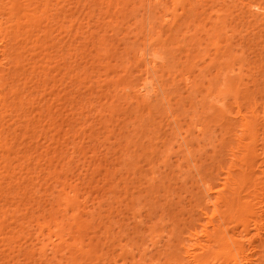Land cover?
Returning <instances> with one entry per match:
<instances>
[{
    "label": "rangeland",
    "instance_id": "374dc122",
    "mask_svg": "<svg viewBox=\"0 0 264 264\" xmlns=\"http://www.w3.org/2000/svg\"><path fill=\"white\" fill-rule=\"evenodd\" d=\"M169 1L0 0V264H264V3Z\"/></svg>",
    "mask_w": 264,
    "mask_h": 264
},
{
    "label": "bare ground",
    "instance_id": "6f19581e",
    "mask_svg": "<svg viewBox=\"0 0 264 264\" xmlns=\"http://www.w3.org/2000/svg\"><path fill=\"white\" fill-rule=\"evenodd\" d=\"M154 1H157V0H154ZM231 1H239V2H241V3H243L245 0H231ZM250 1V0H249ZM158 2H160V1H158ZM169 3H170V5H169V7L166 9V15H164V16H166V17H163V19H164V21L166 22V23H168V24H170V26H171V28L173 29V28H175L177 25H179L180 23L179 22H181V20H183L182 19V17L184 18V16H185V8H184V6H185V2H184V0H170L169 1ZM258 3H259V5H262V3H264V0H260V1H258ZM158 4V3H157ZM179 10H181L180 12H179ZM2 22H0V31H2V30H5V29H2L3 27H1V24ZM163 24H165L164 22H162ZM18 24V23H17ZM3 26V25H2ZM8 28V29H7ZM6 29V31H10L9 30V27H7ZM22 28V27H21ZM18 29V28H17ZM15 30V29H14ZM23 30V29H22ZM19 31V30H18ZM159 32V31H158ZM2 33H3V31H2ZM0 34H1V32H0ZM4 36H2V38L3 37H6V36H8V33L6 32V33H4L3 34ZM6 35V36H5ZM10 35V34H9ZM1 35H0V46L2 45V43L4 44L5 43V41H4V38H3V41H1ZM149 43H151V46L153 45L152 43H155V41H152V40H150L149 41ZM148 45H150V44H148ZM3 46V45H2ZM3 47H5V46H3ZM9 47V46H8ZM149 47V46H148ZM12 49V48H11ZM13 50V49H12ZM3 52L4 51H6V53H7V51H9V49H7V47H6V49L4 48L3 50H2ZM142 51H144V50H142ZM150 52V51H149ZM155 52V51H154ZM5 52H4V54H6ZM19 53V52H18ZM145 52H143V54H144ZM142 54V53H141ZM138 55V54H137ZM149 56H151L150 54H149ZM154 56H156L155 54H154ZM143 59H141L140 61H142V60H145V58H146V56L145 57H143V56H141ZM148 57V56H147ZM157 57V56H156ZM156 57H150L149 59H148V61H149V63H150V65L152 66H154V64L156 63ZM6 58H7V56H6ZM137 61H139L138 59H137ZM139 61V62H140ZM7 62V61H6ZM142 63V62H141ZM139 64V63H138ZM0 65H2V64H0ZM143 65H145V62H144V64ZM149 65V64H148ZM152 66V67H153ZM148 68V67H147ZM155 68V67H154ZM153 68V69H154ZM148 69H150V68H148ZM149 71V70H148ZM147 74H148V72H147ZM146 78V77H145ZM143 79V78H142ZM149 81V80H148ZM151 81V80H150ZM141 82V81H140ZM138 84V83H137ZM128 85V84H127ZM126 85V86H127ZM139 89L141 90H143L144 91V89H147V82L144 80V81H142V83H139ZM154 85V84H153ZM153 85H152V87H153ZM125 86V87H126ZM129 86V85H128ZM131 86V85H130ZM150 86V85H149ZM149 86H148V88H149ZM133 87H135L134 85H133ZM131 88H132V86H131ZM155 89H157L156 87H154ZM154 88H152V89H150V91L151 90H153ZM131 90V89H130ZM139 90V91H140ZM138 91V90H137ZM150 91L148 90V91H146V92H149L150 93ZM154 91V90H153ZM156 91V90H155ZM152 92V91H151ZM140 93V92H139ZM148 93V94H149ZM141 94H142V92H141ZM245 124H248V122H246ZM226 179H228V178H226ZM226 182H227V180H226ZM201 186H202V197L204 198L202 201H203V203H202V205H201V208H200V210L203 212V213H207L205 210H207V207L209 206V205H212V206H214V208H213V210L211 211V213L208 215L209 217H208V219H210L206 224H207V226L210 224V223H212L211 225H212V227L211 228H214L213 229V231H206L207 232V234H205V237L206 236H208V237H210L211 239H210V241H213L212 243H214V241L215 240H218V237L221 239V241H223V242H220V241H218L219 243H223L222 245L223 246H226V247H229V240L231 239V240H233L232 242L234 243V241H236L237 240V242L239 243V241H240V239H237L236 237V240H234L233 239V237H231L232 235H230V236H228V229H227V227H223V222H224V220H225V218H226V216H225V211H223V210H221V208H220V206L218 205V203L219 202H221V203H227L228 201H227V198H225V194H223V196L221 195V192L219 191V192H217V196H212L213 195V187H212V185L210 184V183H208L207 181H204V182H202V184H201ZM73 190V191H72ZM74 190H75V188L74 189H71V191H70V196H69V194L67 195V193H66V199H67V196H69L68 197V200H66V201H70V202H72V203H75V202H73V200L75 201V199H76V197H75V195H77V192H74ZM77 190V189H76ZM69 192V191H68ZM64 193V192H63ZM64 193V194H65ZM73 193H74V195H73ZM76 193V194H75ZM72 195H73V197H72ZM69 198H71V200H69ZM75 198V199H74ZM82 203V202H81ZM78 205V204H77ZM81 206H83V205H81ZM207 215V214H206ZM214 218V219H213ZM255 220H256V218H255ZM254 220V221H255ZM57 221V220H56ZM55 221V222H56ZM260 222V221H259ZM57 223L58 224H60V225H58V227H60L61 225H62V222L60 223V221L58 222L57 221ZM225 223V222H224ZM39 224H41L40 222H39ZM38 224V225H39ZM45 225H47L46 223H44ZM43 223H42V225H44ZM56 224H55V226H57ZM214 225V226H213ZM226 224H224V226H225ZM48 226V225H47ZM50 226V225H49ZM203 226H205V225H203ZM207 226H205L206 227V229H208L207 228ZM40 228H41V226H39ZM45 227V226H44ZM205 227H203L204 229H202L203 231H205ZM49 228V227H48ZM51 228V227H50ZM60 228H62V226L60 227ZM63 228H64V226H63ZM52 229V228H51ZM197 228H195V230H194V232H190V236H188L187 238L189 239V237H193V233H196V235L198 234V230H196ZM41 230H43V229H41ZM201 230V229H200ZM190 231V230H189ZM42 232V231H41ZM51 232H53V231H51ZM67 232V231H66ZM201 232V231H200ZM230 233V232H229ZM241 233V232H240ZM247 233V232H246ZM183 234V233H182ZM65 235H66V233H65ZM64 235V236H65ZM241 235V234H240ZM243 235V234H242ZM241 235V236H242ZM63 235L62 236H60V238L62 237V241H64L63 240V237H64ZM195 236V235H194ZM197 236H199V234L197 235ZM217 236V237H216ZM229 237H230V239H229ZM244 237V236H243ZM242 237V238H243ZM182 238V237H181ZM207 238V237H206ZM194 239H195V237H194ZM193 239V240H194ZM209 239V238H208ZM213 239V240H212ZM197 240V239H196ZM195 240V241H196ZM243 240V239H242ZM246 240V239H245ZM61 241V242H62ZM209 241V240H208ZM185 242V241H184ZM184 242H182V246H180V247H183V245L185 244ZM187 242V241H186ZM197 242V241H196ZM218 242L216 241V243L218 244ZM236 242V243H237ZM242 242V241H241ZM240 242V243H241ZM244 242V241H243ZM247 242H248V240H247ZM184 243V244H183ZM190 243V242H189ZM202 243V242H201ZM200 243V244H201ZM205 243H207V242H205ZM212 243H208L209 244V247H207V245L208 244H205L206 246V249L204 248V246L202 245V247H203V249H205L206 251L208 250V249H210V250H212L213 248H214V246L216 245H214L213 246V244ZM236 243H234V250H235V252H233L232 251V248H230V249H228V254H227V258H229L230 259V263H234V264H242L241 262H242V260H245L244 258H245V250H243V246H241V244L239 243V245H238V243L236 244ZM236 244V245H235ZM194 244H191V247L193 246ZM244 245V244H243ZM187 246V247H186ZM217 246V245H216ZM215 246V247H216ZM218 246H219V244H218ZM186 249L187 248H189L190 246H189V244L188 245H186L185 244V246H184ZM183 247V248H184ZM191 247L189 248V249H191ZM201 247V248H202ZM213 247V248H212ZM184 248V249H185ZM208 248V249H207ZM185 249V252H183V253H187L185 256H184V254H182V256L180 255V257L182 258L183 256V259L180 261V257H179V254L177 255L178 256V258H180V259H177L178 261H176V262H178V263H181V264H186V261H185V259L187 260V258L189 257V256H192L191 258L193 259V258H195V259H193V260H196L197 261V256L198 257H200V254L201 253H197V254H194V253H190V250H186ZM216 249V248H215ZM205 250H204V253H208V252H205ZM209 251V250H208ZM211 252H214V250L213 251H210L209 252V254L211 255L212 253ZM217 252V251H216ZM215 252V256H216V254H217V256H218V254L220 253H216ZM172 253V252H171ZM175 255V254H174ZM196 255V256H195ZM202 255H203V250H202ZM207 255V254H206ZM186 256H187V258H186ZM213 256V255H212ZM211 256V257H212ZM215 256H213V257H215ZM203 257V256H202ZM206 257H208V256H206ZM210 257V258H211ZM220 257H218V259H219ZM226 258V257H225ZM191 259V260H192ZM203 259H204V257H203ZM215 259V258H214ZM217 259V258H216ZM221 259V258H220ZM219 259V260H220ZM180 261V262H179ZM199 261V260H198ZM197 261V262H198ZM208 261V260H207ZM206 261V262H207ZM218 261V260H217ZM174 262V261H173ZM187 262H188V260H187ZM205 262V264H207ZM210 262V261H209ZM225 262V261H224ZM226 262H228V260L226 261ZM248 261L246 260V263H247ZM221 263H223V262H221ZM245 263V264H246ZM140 264V263H139ZM156 264V263H155ZM158 264V263H157ZM219 264V263H218ZM225 264V263H224ZM228 264V263H227ZM243 264H244V262H243Z\"/></svg>",
    "mask_w": 264,
    "mask_h": 264
}]
</instances>
